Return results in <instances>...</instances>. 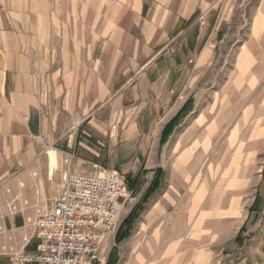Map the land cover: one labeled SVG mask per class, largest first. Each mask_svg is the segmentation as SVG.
I'll return each mask as SVG.
<instances>
[{"label": "crops", "instance_id": "1", "mask_svg": "<svg viewBox=\"0 0 264 264\" xmlns=\"http://www.w3.org/2000/svg\"><path fill=\"white\" fill-rule=\"evenodd\" d=\"M228 4L0 0V264L35 251L34 222L70 173L97 164L133 183L119 228L162 174L131 234L95 264H233L264 212V89L252 75L264 68V0L240 14ZM229 32L233 84L249 93L207 76Z\"/></svg>", "mask_w": 264, "mask_h": 264}, {"label": "built area", "instance_id": "2", "mask_svg": "<svg viewBox=\"0 0 264 264\" xmlns=\"http://www.w3.org/2000/svg\"><path fill=\"white\" fill-rule=\"evenodd\" d=\"M134 192L126 175L99 164L96 174L70 173L49 212L34 222L35 251L12 253L10 264H95Z\"/></svg>", "mask_w": 264, "mask_h": 264}, {"label": "rangeland", "instance_id": "3", "mask_svg": "<svg viewBox=\"0 0 264 264\" xmlns=\"http://www.w3.org/2000/svg\"><path fill=\"white\" fill-rule=\"evenodd\" d=\"M249 0H228V6L232 7L235 6L234 9H238L239 14L241 13V7L239 6L240 4L245 7L246 3H248ZM254 3H257L258 0H253ZM247 7V6H246ZM241 18V16L237 17V19ZM232 32H229V36L225 41V44L223 46V53L219 57L218 63L214 64L208 71L207 76L208 77H216L217 75L223 79L224 83V91L227 93H232V95H235V93H240L245 92L249 93V87L238 90L235 85L233 84V80L238 76V71L236 70V67L234 66V55H237L236 53L234 54V47H232ZM221 65H223V69H221ZM218 69V70H217ZM252 75H254V79L258 80L257 86L255 87L254 91L257 92V94H260L262 90L264 89V68H256L252 70ZM248 72L244 74V76H241V82H243V77H248ZM242 84V83H241ZM219 88H222L221 84H218ZM221 86V87H220ZM209 91L214 92L217 85H211L209 84ZM236 92L234 93V91ZM253 91V92H254ZM231 103H236L231 102ZM248 102L247 101H241V106H240V112L243 109L244 106H246ZM257 108H259L262 104H264V101L262 100H257L256 101ZM259 119V118H257ZM254 118L252 119V121ZM262 120H264V117H262ZM251 121V122H252ZM227 135V133L225 134ZM260 160L258 159V165H261L259 162ZM264 192V191H263ZM264 196V193H263ZM136 197V192H134V198ZM264 198L262 199V201ZM253 223H257L254 228H252L250 231H245V234L240 236L241 240L239 241V248L236 250V248L231 252H234L235 254H231L230 258H235L233 264H264V212L259 214H255V219ZM249 228V227H248ZM118 232V231H117ZM117 235V234H116ZM115 235V237H116ZM113 237V238H115ZM234 255V256H233ZM229 264V263H228Z\"/></svg>", "mask_w": 264, "mask_h": 264}, {"label": "trees", "instance_id": "4", "mask_svg": "<svg viewBox=\"0 0 264 264\" xmlns=\"http://www.w3.org/2000/svg\"><path fill=\"white\" fill-rule=\"evenodd\" d=\"M186 107L174 118V120L168 124L165 132H164V136H163V140L169 135L170 131L180 122V120L183 118L184 113L186 112ZM161 171L158 170L154 180L152 181V184L148 190V192L146 193V195L142 198V200L140 202H138V204H136V206L133 208V210L130 212V214L123 220L121 227L119 228L117 235H116V240L119 242L122 239H124L125 237L129 236L131 234V231L134 227V224L136 222V220L138 219L142 209H143V204L144 202L149 198V196L151 195V193L153 191H155L159 185H160V179H161ZM133 184V183H132ZM238 240L240 241L241 238L240 236H238Z\"/></svg>", "mask_w": 264, "mask_h": 264}]
</instances>
